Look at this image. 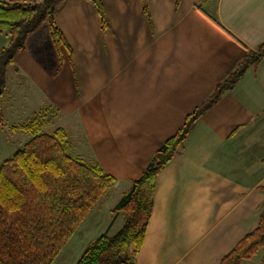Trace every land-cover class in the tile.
<instances>
[{"label": "crops", "instance_id": "0c3cea01", "mask_svg": "<svg viewBox=\"0 0 264 264\" xmlns=\"http://www.w3.org/2000/svg\"><path fill=\"white\" fill-rule=\"evenodd\" d=\"M99 1L103 32L89 2L60 7L56 25L71 50L61 66L46 23L28 35L0 101L4 126L36 118L42 133L61 128L68 153L113 178L84 220V249L122 227L112 209L154 153L237 68L243 47L264 42V0H146L148 16L142 0ZM7 43L0 33V50ZM263 188L264 58L159 172L136 264H220L256 228ZM68 243L53 264L76 263ZM241 264H264V253Z\"/></svg>", "mask_w": 264, "mask_h": 264}, {"label": "trees", "instance_id": "16d2710c", "mask_svg": "<svg viewBox=\"0 0 264 264\" xmlns=\"http://www.w3.org/2000/svg\"><path fill=\"white\" fill-rule=\"evenodd\" d=\"M66 0H38L35 3L0 0V33L8 43L0 50V101L5 91V72L15 56L24 50L25 40L41 25H48L59 66L62 49L71 50L56 25L57 13ZM96 10L101 30L109 28L99 0H85ZM147 14L146 0H142ZM245 56L227 78L217 83L211 95L187 114L177 132L154 153L141 176L112 209L123 215L122 227L113 235L104 233L91 242L75 264H136L153 208L156 178L169 164L194 124L222 96L231 91L249 68L264 58V42ZM4 123L0 110V125ZM31 138L0 164V264H53L91 210L108 191L113 178L94 164L84 163L68 153L66 132L42 133L34 118L18 127ZM264 192V188H263ZM264 248V204L256 228L226 254L220 264H241Z\"/></svg>", "mask_w": 264, "mask_h": 264}, {"label": "rangeland", "instance_id": "374dc122", "mask_svg": "<svg viewBox=\"0 0 264 264\" xmlns=\"http://www.w3.org/2000/svg\"><path fill=\"white\" fill-rule=\"evenodd\" d=\"M9 1V0H5ZM17 2H26V3H35L38 0H11ZM9 70V69H8ZM1 103V102H0ZM1 110V106H0ZM2 113V110H1ZM58 121V120H57ZM59 123V122H58ZM4 124V123H3ZM10 122L8 121L7 125H0V164L12 156V154L20 148L24 143H26L31 135L19 130L17 127L14 129L9 128ZM68 138L69 135L68 134ZM70 154V153H69ZM74 155V154H71ZM76 156V155H74ZM84 162V160H82ZM86 163V162H84ZM94 235V234H93ZM66 250L69 254L81 255L84 250V222L80 225L74 236L70 239ZM264 253V248L260 249L255 256H259ZM254 256V257H255ZM253 257V258H254Z\"/></svg>", "mask_w": 264, "mask_h": 264}]
</instances>
